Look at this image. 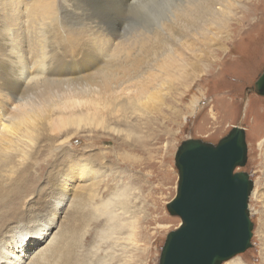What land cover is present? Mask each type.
Wrapping results in <instances>:
<instances>
[{
    "label": "rangeland",
    "instance_id": "374dc122",
    "mask_svg": "<svg viewBox=\"0 0 264 264\" xmlns=\"http://www.w3.org/2000/svg\"><path fill=\"white\" fill-rule=\"evenodd\" d=\"M228 2L226 16L206 13L191 20L195 26L174 27L169 35L140 41L128 62L117 74L108 73L96 90L54 93L56 85H50L40 93L34 106L43 111L28 123L31 136L24 137L28 153L0 149V242L15 225L27 230L37 221L50 220L55 224L51 235L40 239L34 250L27 245L25 256L47 244L61 226L60 255L51 264H159L167 234L181 225L180 217L167 208L177 194L178 147L189 138L216 144L239 126L246 132L248 160L236 171L248 172L255 182L249 201L254 230L252 246L223 264H264V95L255 89L264 71V0ZM5 4L0 0V27L8 25L0 28V122L8 124L19 107L30 105L14 100L20 86L11 77L14 66L6 60L7 50L17 52L21 66L28 67L34 63V50H39L38 39L48 42L44 34L34 36V25L31 30L17 25L19 14H8ZM46 5L40 3L36 13L53 38V47H47L53 49L56 64L50 77H74L59 75L78 71L83 79L103 68L101 60L95 66L84 62L91 51L87 42L64 33L57 8ZM47 7L51 19L44 12ZM127 17L125 25L131 21ZM222 17L226 23L220 40L208 48L198 44L200 58L184 54L191 63L188 73L166 76L151 100L133 103L127 85L154 72L172 51L179 54L183 45L193 43L203 22ZM8 28L12 44L3 40ZM213 31L218 32L215 27ZM100 53L98 49L96 55ZM115 92L119 105L112 106L109 99ZM194 97L201 101L192 108Z\"/></svg>",
    "mask_w": 264,
    "mask_h": 264
},
{
    "label": "bare ground",
    "instance_id": "6f19581e",
    "mask_svg": "<svg viewBox=\"0 0 264 264\" xmlns=\"http://www.w3.org/2000/svg\"><path fill=\"white\" fill-rule=\"evenodd\" d=\"M43 1V7L47 6V3L49 4L48 6H54L57 8L60 29L64 33L70 34L73 37H80L84 42H87L86 46L91 49V51L89 50L85 54L84 62L91 63L95 66V63L101 60V62L105 64L103 68L94 72L90 76L83 77V79L80 77V72L78 71L69 72L67 74L61 73V75H59H71L74 77H50L54 76L50 72L55 69L56 64L52 54L53 49L47 47L52 46L50 42L52 43L53 38L48 34L50 32L43 27L44 20L41 17H38L41 13H36L39 4ZM5 2L7 8L10 10V12L7 11L8 14L12 12V14H15L16 12L19 14L17 16L20 17V20L18 19L15 22L17 25L25 27L27 30H31L34 25V36L38 37L41 34H44L45 39L48 42L42 44V38L40 37V39H38L35 46H37L39 50H34L36 51L34 53V63L28 67L21 66L22 58L17 52L13 53L9 51L8 53V50L6 49L8 54L6 60L10 61L14 66V68L10 70L12 74L11 77H15L20 86L19 91L16 90L17 92L15 91L16 93L13 94L14 100L17 101L20 98L21 103L24 105H30V107H19V109L16 110L15 118L12 119L9 117L11 122L9 121L8 124L0 122L3 125L0 126V149H7L6 152H16L18 155H22L23 153L27 154L29 151L28 147H26L28 142L24 138L31 136L30 130L28 129V123L38 113L39 109L43 111L42 107L34 106V101L39 97L40 93L49 88L50 85H56V87L52 89L54 93L60 92L59 90L65 92L85 91L89 89L96 90L98 85H102V80L108 73H112L113 75L117 74V71L128 62L130 59L129 56H132L133 51L136 50V46L140 41L144 39H155L157 36L163 37L165 34L169 35L171 29L174 27L195 26V22L191 20L196 17L198 18L199 16L201 17L206 13L211 14L212 16V14L214 15V13L220 12V15L224 16L231 8V4L228 0H5ZM212 3L214 4L211 8ZM32 8L34 9V19L32 18ZM1 12L2 11H0V17H2ZM44 12H47L48 19H51V16H49L51 8L47 7ZM127 16H131V21L128 25H125L124 19ZM201 19L203 20V18ZM211 20L208 19V24L203 22V27L202 25L199 26L201 30L197 36H193L194 42H189L185 47L183 45L179 54L178 51L170 52L171 54L169 53L170 55L165 57L160 64L156 66L154 72L147 76L140 77L139 75V80H137L136 83H133L131 85L132 87L129 85L126 86L128 87L126 92L131 93V99L134 100V104L142 101L148 102L147 99L151 100V98L155 96V93H158L162 88L161 83L164 82L163 79L166 76H168L167 78L170 76L177 78L178 73H188L187 70L191 63L189 58L185 57L184 54L200 58L201 55H198L196 52L198 50V44H200L201 47L208 48L214 44V42L221 39L220 32L225 28V17H222V20L220 19L219 21L218 19L215 21ZM48 23L49 20L46 23V27L48 26ZM213 27H215L218 32H214ZM10 28L7 29L9 31L4 32L3 34L5 44L13 43L11 37V33L13 32ZM29 37H31V35ZM32 40L33 39L31 38L30 41ZM107 46L109 47L108 51H106ZM98 49H100L101 52L100 57L96 55ZM11 53L13 54L11 55ZM21 53L22 51H20V54ZM29 55H31V53ZM110 60L115 63L112 65ZM75 61H77L76 58ZM24 62L26 63V60ZM29 62L31 63V61ZM31 66L33 67L32 69L34 70V73L29 71ZM79 67L82 71L81 66ZM113 69H116V72ZM56 70H58V68ZM3 87L5 86L3 85ZM124 89L125 88H122L121 92L125 93ZM119 98L117 92H115L112 98L109 99V101L112 102V106L119 105ZM145 99L147 101H144ZM200 101L199 97H194L191 100L192 108L197 107ZM16 119H18V121ZM14 122L18 125H14ZM22 126H25L27 130L23 132ZM56 207H53V209L57 210ZM33 223H35V221ZM32 225L31 228H28L27 230L23 229L20 225H15L4 235L5 240L0 242V264H51L55 262L56 258L60 255V248L57 246V240L64 234L62 230L63 227L61 228L60 226L57 231L55 230V234H52L53 236L50 237L51 239L47 240V244L44 243L43 246H39L33 251L31 256L29 253V255L25 256V247L27 245L32 247L31 250H34L37 246L36 243L40 239L48 238L55 227V224L50 220L37 221L33 227ZM28 240H30V243L28 242L29 244L27 243ZM15 251L20 252L23 257L18 253H15Z\"/></svg>",
    "mask_w": 264,
    "mask_h": 264
},
{
    "label": "water",
    "instance_id": "95a60500",
    "mask_svg": "<svg viewBox=\"0 0 264 264\" xmlns=\"http://www.w3.org/2000/svg\"><path fill=\"white\" fill-rule=\"evenodd\" d=\"M255 89L264 95V71ZM247 160L246 133L239 126L216 144L195 138L180 144L177 194L167 208L182 225L167 234L159 264H223L252 246L254 181L239 170Z\"/></svg>",
    "mask_w": 264,
    "mask_h": 264
}]
</instances>
